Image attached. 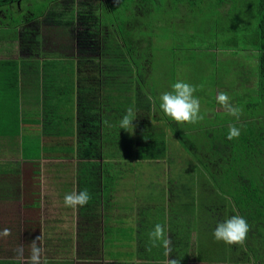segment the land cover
I'll return each mask as SVG.
<instances>
[{
	"label": "trees",
	"instance_id": "16d2710c",
	"mask_svg": "<svg viewBox=\"0 0 264 264\" xmlns=\"http://www.w3.org/2000/svg\"><path fill=\"white\" fill-rule=\"evenodd\" d=\"M54 1L24 17L18 10L23 13L29 4L0 0L4 5L16 3V8L5 9L9 19L19 15L13 18L15 33L18 29L14 38L21 33V41H25L35 32L43 34L40 23L47 32L42 41L37 38L35 50L29 48L25 52L33 58L19 61L24 74L33 75V79L41 75L47 78L59 70L69 86L61 94V107L53 108L50 117L34 132L20 117L12 120L4 111L6 104L0 109V138L15 127L17 130L0 143V153L4 147L16 151L15 156L18 151L24 152V167L19 174H10L13 161L0 162V182L4 180L3 184L8 185L0 186V207L7 202L15 205L13 214L0 215V219H5L0 230H11L10 236L0 237V264H21L16 254L20 246L24 248V260L28 259L30 244L40 235L43 239L37 243L49 254L43 257L46 264H167L163 247L150 245L148 233L157 223L165 226L172 241L169 259H179L180 264H264V0H233L226 18L219 11L212 14L222 0H84L78 5L65 3L71 7L69 16L61 10L62 0L56 1L60 10L52 8ZM206 1L213 4L210 10L201 9L204 20L211 23L209 29L195 27L191 34L209 41L200 46V51L211 52H204L210 55L207 60L216 67L218 51L236 55L237 59L239 51H243L255 53L252 58L256 63L246 70L247 82L245 79L239 85L236 80L221 84V73L214 69L210 100L203 99L208 104L201 112L204 119L196 124H180L160 109V95L171 88L158 90L161 77L148 85L149 77L155 78L148 48L159 47L155 46L159 36L155 38L154 21L162 22L164 28L167 24L183 23L185 3L201 7ZM242 8L247 12L254 10V16L250 13L246 17L252 22L249 25L243 22ZM257 44L260 48L256 50ZM196 54L188 56L194 61ZM175 57L176 54L171 56L174 64L178 63ZM49 63L56 66L52 71L47 68ZM129 69L134 73L132 80L126 77ZM177 72L172 67L163 74L169 78ZM240 88L244 90L241 92ZM221 91L235 99L233 105L243 109L239 121L217 103L216 95ZM204 102L200 99L201 104ZM129 107L137 112L134 132L119 127ZM230 124L241 128L239 138L227 139ZM168 131L181 146L178 153L170 150ZM26 135L30 137L25 140ZM108 147L122 148L110 152ZM132 153L137 158L143 153L144 158L150 159L149 165H160L167 189H161V178L144 176L143 171L132 167L141 164L133 160ZM45 159L48 161L43 162ZM41 178L53 184L49 188L52 195L44 193ZM139 179L158 184L161 200L148 195L144 200L137 198L140 192L136 184L144 183ZM125 182L134 184L135 190L127 189ZM19 184L23 191L12 196L9 186ZM83 190L91 196L86 205H64L65 194ZM149 192L150 188L146 193ZM44 206L57 210L52 213L55 217L50 221L51 230L41 226L39 218L35 221L29 216L40 213ZM115 210L121 216H116ZM232 215L243 216L250 225L242 245L229 246L213 235L218 222ZM65 220L66 224L76 220V230L67 228L59 233L60 223ZM188 225H193V231L188 230ZM223 244L229 246L228 251Z\"/></svg>",
	"mask_w": 264,
	"mask_h": 264
},
{
	"label": "rangeland",
	"instance_id": "374dc122",
	"mask_svg": "<svg viewBox=\"0 0 264 264\" xmlns=\"http://www.w3.org/2000/svg\"><path fill=\"white\" fill-rule=\"evenodd\" d=\"M22 1H23L24 5L25 4L30 5L29 9L22 11L23 13H21V11L17 9L19 15H22L24 17L30 16L29 13H31V12H36L41 6H43V4H50V0H22ZM56 1H54L52 3V8H56L57 10H60L62 7L61 10H63V13H65V16H69L71 14V7L67 6V4L72 5L75 3L78 5V1L81 2L84 0H62V3H64V4L61 5V7L57 6L58 4L56 3ZM89 1H92V0H89ZM20 2L21 1H19L17 3V5H18L17 7H20ZM65 3H67V4L65 5ZM15 5H16L15 2H13L12 4H9V5H4V3L0 4L2 9H4V10L8 9L9 7L16 8ZM184 5H185L186 9L184 8L185 11H184L183 15L185 16V19H184L183 23H180V21H179V24H174V25L167 24V25H165V28H166L165 29L162 25H160L162 22L159 23L158 21H154L155 24H157L156 26L153 24L156 27V37L155 38H157L159 36L155 40V46H159V47L156 48L155 50L152 47L148 48V51H150L149 54L152 55V58H153L151 68L153 69V74L155 76V78L151 77V76L149 77L151 80H150V83L148 85L151 86L153 84L154 80L156 78H160V77H161V79H159V82H158L159 85L157 87L159 91H163L164 87H165V90L171 88V85L174 84L175 82H177L178 80H183L187 83H190V84L196 85V86H198L200 84H204L203 90L198 89L195 92L196 96L198 97V94H199L200 99L202 100V102H204L203 101L204 98H205V101H208V100H210V97H211L209 95L210 87H211V83H212V81L216 75V73L213 72L214 69H217V71L221 73L220 77H219L221 84L225 83L227 85V83L229 81L235 82V80H236L237 81L236 83L239 85V84L245 83V79L247 82V78L244 76L247 75L246 70H248L249 68L255 67L256 61H253V58H252V56H255V53H254V55H249V54H244L245 52H243V51H239L241 53L238 54L239 58L237 59L236 55H235L236 56L235 57L232 54H226V53L224 54L222 51H218L216 54L217 55L216 67L212 66V63H210V61L207 60V58H210V55H205L206 53H204V52L209 53L210 51H200V46L205 45V43L209 42L207 40L208 38H206L207 41H205L204 38H201L199 36H197L195 38L192 36L191 31H192V28H195V27H198V29L201 28L202 30L203 29H205V30L209 29L208 26L211 23H208L206 20H204V15L202 12L210 10L212 8L213 4L210 3L209 1H206L203 5H201V7H199L197 5L191 6L188 3H185ZM232 5H233V0H222V2H219V5H216L213 8L212 14L213 15L218 14V11H219L220 13L223 14V18H226L227 16H229L228 9L230 10ZM241 6H242V2H241ZM201 9L203 11H201ZM246 10L242 8L241 16L244 19L243 22L245 24L249 25L250 19H248L246 17H247V15H250V13H251V16H254V10H252V12L250 11V9L248 12ZM7 13H8V11H5L6 18H4L3 20L0 19L1 22L3 21V27L0 26V35H2V37H4V38H0V45L1 46H3L4 40L6 37H10V36L13 37L14 35L18 34L17 33L18 29L15 33V28H14V22L15 21L13 20V18L17 19L19 17V15L14 14L12 16V18L9 19V18H7ZM231 13H232V11L230 12V14ZM49 22L54 28V24L51 21H49ZM47 26L50 29L48 24H47ZM241 26H242V24H241ZM39 27L42 29L41 23H40ZM57 27H58V31H59V26H57ZM20 28L21 27H19V29ZM77 34H78V28H75V35H77ZM250 36L251 35H249V37ZM146 43H143L142 47H145ZM6 45L10 46L11 43H7ZM195 45H197V47H195ZM30 47L32 50L36 49L34 44H32ZM173 48L177 49L178 51L173 53L171 51ZM258 48H260V46L257 44V47L254 49L257 50ZM54 49H56V48H54ZM193 49H195V50H193ZM197 51H200V52H197ZM193 52H195V54H196V52L198 53V54H196V58L194 61L191 60L190 57L188 56L189 54H193ZM174 54H176L175 59L178 61V63H176V64L172 63V60H171V56ZM210 54H211V52H210ZM241 54H244V56L242 57ZM114 55L116 56V54H114ZM108 56L110 58H112V55H108ZM234 57H235V59H233ZM42 67L43 66H41V68ZM55 67L56 66L53 65L52 63L47 64V68L49 70H51V69L53 70ZM172 67H175V69H177V71H178L177 73L180 76L173 75V76H170L169 78H166V76H164L163 73L166 72V70H171ZM9 70L12 71V69H9ZM241 72H245V73L240 74ZM133 76H134L133 71H131L130 69L128 71H126L127 79L132 80ZM35 78L38 80H41L42 77L39 76V77H35ZM54 78H55V75L49 74V79L53 80ZM9 80H10V77H7V79H5V81L1 85V93L5 97L9 96L11 93V89H10V86L8 83ZM147 80H148V78L146 79V81ZM248 85L254 86V84L251 82H249ZM240 90L242 92L244 89L240 88ZM234 101H235V99L232 98L231 102H234ZM206 106H208V104H206L205 102L201 104V112L203 111V108ZM140 112H145V111L141 110ZM66 121H68V119H66ZM65 124H69V123L66 122ZM161 130H162V128H161ZM29 137H30V135H28V136L26 135V137H23V139L26 140ZM167 138H168V142L170 145V150L177 151L180 149L181 146L176 141V139L173 136H171V132H169V131H168ZM5 148L6 147H4L3 148L4 151H2L0 153V162L6 163L8 160L13 161L15 163L14 164L15 167L13 166V171H11L10 174L21 173L22 168L24 167V164H23L24 158L22 157V155L20 154L19 151H18V155L15 156L14 154L15 153L17 154L16 151L10 152V151H8L9 149H5ZM13 148H14V150L17 149V147H15V146ZM113 148L114 149L108 147L107 149L110 152H113V151L118 152V151H121V149H117V148H122V147H117V148L113 147ZM132 148L135 149V146H132ZM19 149H20V147H19ZM26 149H27V151L31 150V148H26ZM179 151H181V150H179ZM177 153H178V151H177ZM118 154L120 156V153H118ZM132 157L134 158L133 159L134 161L141 162V164L132 165L133 168L136 167L138 170L143 171L144 176L145 175L146 176L154 175L155 177L161 178L162 179L161 181L163 183V186L160 183L161 189L166 188L164 185V183H166L165 177L161 174V172L159 170L160 165H149L148 163H150V161H149L150 159L144 158L143 153H142V156L139 158H137L135 156V154L132 153ZM45 161H48V159L43 160V162H45ZM157 162H161V161H157ZM114 164H117V163L114 162ZM148 166H150V168H152L154 166V169H149V168H147ZM144 168H146V169H144ZM5 174H7V173H5ZM45 174H47V173H45ZM0 175H1V173H0ZM47 175H49V174H47ZM139 180H140V182H144V183L136 184V185H138L139 192H140L139 196L137 198L144 200V197L146 195H148V196H152L155 199V201L161 200L163 194L159 192L160 186L158 184L154 183V181L147 183V181H144L142 179H139ZM128 181H130V180L128 179ZM155 181H157V180H155ZM3 183H5V181L1 180V182H0L1 188H3L4 186L8 187V185H4ZM40 183H41L40 185L43 188L44 193H47V191H48V193L50 195H52L51 191H53V190H51L49 192V188H52L53 184L49 181V179L41 178ZM124 184L127 186V189H129L130 191L135 190V188L133 187L134 184H133V186L132 185L129 186L126 182ZM16 186L17 185L11 186V187L9 186L12 196L15 194V192L21 194V191H23L20 184L18 187H16ZM62 187H63L62 184H60V189ZM149 188L151 190V193L149 192L147 194L146 191H148ZM141 190H142V192L145 191L143 193V195L145 194L144 196L142 195ZM155 190H158V191H155ZM54 196L56 197V199H58L57 195H54ZM1 197H2V194L0 192V198ZM0 201H3V200L0 199ZM141 202H144V201H141ZM136 203H137V200H135V204ZM52 205L57 206V207L60 206L58 204H52ZM14 206L15 205L13 202H7V203L1 205L0 215L8 217L10 214H13L15 212ZM54 206L41 207L40 213L34 212V214L32 213L29 216H33L35 221L37 220V218H39L38 221H40V225L42 226V224H43V226H47L48 230H51L53 225H52V222H50V221H51V218L55 217V215H53L52 213L57 211L56 209H54L55 208ZM48 211H50V214H48ZM140 212L146 214V212H142V210H140ZM114 213L116 214V216H121V214L118 210H115ZM21 218L24 222L26 220V214L24 213L23 215H21ZM135 218H136V216H135ZM133 219H134V217L131 218V220H133ZM188 221H190V219H188ZM0 224H5V219H0ZM56 225H59V223H57ZM60 225L61 226L58 229V230H60V231H58L59 233L62 232L63 229H67V228L68 229L73 228L74 230H76V220H75V222H70V223L68 222L67 224H66V220H65L62 223H60ZM144 228H146V226ZM188 230H190V232L193 231V225L192 226L188 225ZM223 246H224V250H227L230 245L228 246L226 244H223ZM46 256H49V254H48L47 250L45 249V251H43V257H46ZM179 258H181V257H179ZM27 260L28 259L25 258L24 261H27ZM140 260H142V259H140ZM196 264H199V263H196Z\"/></svg>",
	"mask_w": 264,
	"mask_h": 264
},
{
	"label": "clouds",
	"instance_id": "9594fccd",
	"mask_svg": "<svg viewBox=\"0 0 264 264\" xmlns=\"http://www.w3.org/2000/svg\"><path fill=\"white\" fill-rule=\"evenodd\" d=\"M118 3V0H114ZM204 84L198 86L187 83L183 80H178L171 85V91L163 92L160 95V109L177 123L183 124H196L204 119L201 114L200 99L194 95V93L200 89L203 90ZM217 103L224 109V111L235 117L239 121L243 115V109L240 106L233 105L231 98L226 92H219L216 95ZM137 117V112L134 107H129L119 122L120 129H125L129 132H134L135 125L133 121ZM107 124V120L105 121ZM241 135V128L236 124H230L227 139L233 140L239 138ZM91 196L87 190L73 191L65 194L64 205L66 207L75 208L77 206L86 205ZM250 231V225L246 218L241 215H232L224 221L218 222L214 229L213 235L217 241H223L226 244H244L247 239V234ZM11 235V230L4 228L0 230V237H7ZM151 247H163L164 255L168 257L167 264H180L179 259H169L170 254L173 252L171 247L172 241L166 235L165 226L157 223L154 228L148 233ZM43 236H37L30 244V255L26 264H46V260L43 258V248L40 243ZM150 250V248H149ZM17 258L21 261V264H25L24 261V248L20 246L16 249Z\"/></svg>",
	"mask_w": 264,
	"mask_h": 264
},
{
	"label": "crops",
	"instance_id": "0c3cea01",
	"mask_svg": "<svg viewBox=\"0 0 264 264\" xmlns=\"http://www.w3.org/2000/svg\"><path fill=\"white\" fill-rule=\"evenodd\" d=\"M4 18H6L5 10L0 6V19L3 20ZM0 26L3 27V21L1 22V20ZM42 29L47 34L44 28ZM44 33L35 32L32 34L31 39L25 41H21L22 36L20 33L18 38L13 37L11 40L10 37H6L3 46L0 45V109L2 110L4 104H6L4 111L11 115L12 120L18 121L20 117L32 132L50 117L53 108L61 107L63 102L61 94L66 92V90L68 91L69 88L67 79L59 70L58 73H55L53 80L49 79V76L46 78L44 75H41V80H38L36 78L33 79V75L24 74L23 66H20L19 61L33 58H28V54H25V52L31 48L30 46L32 44H37L39 41H42L44 39ZM0 38L4 37L0 35ZM37 38H39L38 42ZM7 43H11V45H6ZM9 69H12V71ZM7 77H10L8 83L11 93L5 97L1 93V85ZM71 96L73 97L72 94ZM71 96L69 97L72 98ZM66 100L67 97L65 98ZM6 119L12 123V120L8 117ZM14 131H16V127L10 132H7L6 137L13 135ZM6 137L0 138V143H3ZM20 154L23 157L24 152H20Z\"/></svg>",
	"mask_w": 264,
	"mask_h": 264
}]
</instances>
